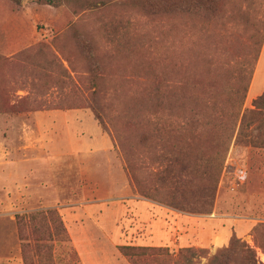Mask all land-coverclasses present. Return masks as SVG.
<instances>
[{"label":"rangeland","instance_id":"obj_1","mask_svg":"<svg viewBox=\"0 0 264 264\" xmlns=\"http://www.w3.org/2000/svg\"><path fill=\"white\" fill-rule=\"evenodd\" d=\"M239 3L219 0L217 18L233 16ZM188 5L189 0H21L15 6L0 0V264H84L72 238H96L107 244L113 264H135L117 241L135 245L151 238L149 217L155 218L156 208L185 219L175 223V238L186 227L204 228L188 246L195 250L194 264L215 258L220 264H264V129L253 132V125L233 139L208 213L192 210L211 202L204 172L223 159L212 140L191 149L182 187L190 202L185 210L142 196L129 169L128 157L136 161L138 155L144 171L159 173L157 184L171 163L163 155L179 158L191 142L188 135L181 143V135L192 127L189 110L178 106L173 90L175 107L172 103L164 118L154 117L169 116L171 136L157 135L151 152L129 124L126 94L138 96L145 83L156 88L164 79L175 86L184 81L208 30L213 51L227 44L228 25H207ZM262 87L264 46L244 110L254 108ZM173 170L170 181L178 172L175 163ZM168 189L166 195L175 185ZM50 209L57 210L67 233L51 215L42 224H20L22 216ZM225 220L253 227L224 245L212 242ZM234 235L239 242L232 244ZM155 247L166 249L135 257L137 264H175L183 249ZM85 257L87 264H99L101 255L88 249Z\"/></svg>","mask_w":264,"mask_h":264},{"label":"trees","instance_id":"obj_2","mask_svg":"<svg viewBox=\"0 0 264 264\" xmlns=\"http://www.w3.org/2000/svg\"><path fill=\"white\" fill-rule=\"evenodd\" d=\"M5 1L15 6L21 4V0ZM189 2L191 6L188 5V7L193 10L197 18L203 20L207 25H212L215 22H221L223 26L228 25L229 28L223 35L227 36L226 46L224 48L217 47L213 51L210 44L212 35L208 34L212 30L204 32V43H199L197 50L191 55L190 67L185 80L175 86L172 82L164 79L159 82L156 88L145 83L138 96L126 94V105L129 110L126 115L130 120L129 124L135 127L141 135V138H138L139 143L148 147L152 152L151 144L157 135H162L163 140H167L171 136L172 129L169 128V125L172 124L168 119L169 116H167L166 121L162 117H166L165 112L172 107L171 93L174 90V93H178V106L185 110L188 109L190 112V117L186 121L192 127L188 134L181 135V143L186 140L188 135L191 142L188 146L182 147L179 158H174L172 154L168 153L163 155V159L168 162L170 160L171 163L165 166L164 174L157 184L154 183V178L159 175L157 170L151 168V170L144 171L143 164L138 163L141 161L138 155L136 161L133 157H128V160L129 169L142 196L185 210L190 202L187 192L183 191L182 187L185 184L184 173L187 172V175L190 171L187 163L192 154L191 149L199 142L212 140L217 149L216 152L221 156L223 155V159L217 168L211 167L210 170L204 172L207 174L208 180L211 181V184L209 183L205 188L211 202L197 206L192 210L193 212L208 213L213 208L217 183L226 160L224 157L230 150L231 142L235 137L240 139L244 130L253 127V125V132L264 129V93L253 101V109L244 110L245 100L264 46V0H240L233 16H222L220 19L217 18V15H220L219 0H189ZM243 27L244 29H242ZM96 79H92V85L95 88L94 94L101 92ZM174 107L175 104L173 103ZM93 109L100 123H102L103 116L99 108L93 107ZM159 113H162V117L158 120L154 119L156 116L159 117ZM199 127H202V130L197 134L196 130ZM149 143L150 145H147ZM156 156L157 154L155 156L152 154L153 165L156 164ZM173 163H175V169L178 172L170 181L174 173ZM153 165L151 167H154ZM145 167L147 169L148 165ZM139 173L144 175V179ZM174 185L175 189L166 195L167 192L165 191ZM177 186H179L178 189ZM188 211L192 212L191 210ZM49 215L57 218V228L67 233L64 222L56 209L24 215L20 219V224H35L37 221L42 224L44 221H48ZM27 218L28 221L25 220ZM237 237L234 235L232 244L239 242ZM119 249L137 264L135 257L145 256L151 251L161 253L166 248L120 245ZM137 251L141 254H138ZM194 255L195 250L192 247L183 248L173 261L175 264H179V259L182 258L184 264H194L192 259ZM214 262L212 264H220L219 261Z\"/></svg>","mask_w":264,"mask_h":264},{"label":"crops","instance_id":"obj_3","mask_svg":"<svg viewBox=\"0 0 264 264\" xmlns=\"http://www.w3.org/2000/svg\"><path fill=\"white\" fill-rule=\"evenodd\" d=\"M264 87L260 89L262 90ZM147 204V203H146ZM146 204H143L146 206ZM147 207V206H146ZM150 213V211H148ZM169 212L166 210H162L161 208L154 209V212L152 213L155 218L150 219L152 222L149 224L148 233L150 234L151 238H141L138 243L134 242L135 245L139 246H168V247H179L184 248L191 245H194L192 243H195L198 238H194L198 231L204 230L203 227H186L184 236H181V238H175L173 236L174 232L172 230H175V223H181L185 222L184 218L181 215L174 216L169 215ZM253 227V224H242L239 220H225L224 224L217 230L213 232L212 237H214L215 240H212V242H215L217 239L220 242V245H224L229 238L235 233L239 236H246L249 234ZM162 235H165V238H161ZM189 236V237H188ZM174 237V238H173ZM100 239V238H99ZM122 239L120 238L118 242L119 245H122ZM73 243L75 244L76 248L78 249L80 253V257L82 259V262L84 264L86 263V257L85 252L88 249H91L94 252H98L101 255V258L99 260V264H113V262L110 261L108 251H106V247L101 241L97 240L96 238H72ZM211 242V240H209ZM107 243V242H105ZM121 243V244H120ZM209 243V242H208ZM116 245V244H115ZM128 262L119 261L117 264H127ZM129 264V263H128Z\"/></svg>","mask_w":264,"mask_h":264}]
</instances>
